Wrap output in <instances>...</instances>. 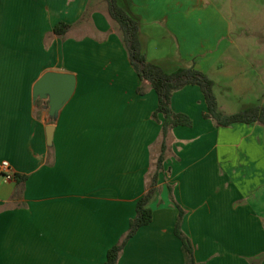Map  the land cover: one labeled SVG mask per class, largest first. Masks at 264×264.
I'll use <instances>...</instances> for the list:
<instances>
[{
    "label": "crops",
    "instance_id": "0c3cea01",
    "mask_svg": "<svg viewBox=\"0 0 264 264\" xmlns=\"http://www.w3.org/2000/svg\"><path fill=\"white\" fill-rule=\"evenodd\" d=\"M119 2L139 22L148 61L167 72L214 66L207 61L221 52L228 16L212 1ZM61 21L72 24L64 39L54 34ZM50 72L76 78L56 112L48 93L35 92ZM141 85L106 0H0V162L27 177L5 182L0 173V264L105 263L136 217L162 144L157 93L141 95ZM172 108L193 127L173 129L153 221L118 264H185L175 203L197 264H264V130L224 132L260 123L218 128L203 118L198 86L175 92Z\"/></svg>",
    "mask_w": 264,
    "mask_h": 264
},
{
    "label": "trees",
    "instance_id": "16d2710c",
    "mask_svg": "<svg viewBox=\"0 0 264 264\" xmlns=\"http://www.w3.org/2000/svg\"><path fill=\"white\" fill-rule=\"evenodd\" d=\"M106 1L109 15L128 52L130 63L142 82L137 91L144 95L148 89L155 90L158 96V108L153 113V118L158 121L159 114L164 117L160 153L154 162L153 173L147 182L146 192L137 202L136 217L131 220L127 234L107 252L104 264H118L128 241L137 234L139 229L153 221V209L150 203L159 190L160 174L164 171V162L170 149L169 140L172 138L173 129L179 126L191 128L194 124L188 114L177 113L173 110L172 98L175 92L190 85L198 86L207 104V111L203 113V118L213 120L218 128H227L240 123L249 125L256 122L264 126V104L248 106L236 113H223L219 110V103L214 91L215 82L206 73L197 69L196 66L180 67L173 72H167L160 65L148 61L140 40L139 22L127 12L119 0ZM71 28L72 24L61 21L55 26L54 34L64 39ZM15 179L25 181L27 177L15 174ZM175 204L179 215L174 233L182 242L185 264H197L193 242L182 230L185 210L179 204Z\"/></svg>",
    "mask_w": 264,
    "mask_h": 264
},
{
    "label": "rangeland",
    "instance_id": "374dc122",
    "mask_svg": "<svg viewBox=\"0 0 264 264\" xmlns=\"http://www.w3.org/2000/svg\"><path fill=\"white\" fill-rule=\"evenodd\" d=\"M97 0H94L96 2ZM212 8L221 9L228 16L226 32L219 40L221 52L206 73L216 84L214 91L223 113H236L255 103H264V0H210ZM215 8V9H216ZM92 9L89 7L87 14ZM204 29V28H203ZM202 29V30H203ZM212 39L213 34H205ZM213 63V62H212ZM252 80V83H251ZM255 85V86H254ZM259 92V93H257ZM257 105V104H255ZM251 106V105H250ZM249 130L250 133L247 131ZM263 126L247 130L238 127L224 131L234 138L262 137ZM220 132V131H219ZM247 133V134H246ZM169 140V145L173 143ZM171 151V150H170Z\"/></svg>",
    "mask_w": 264,
    "mask_h": 264
},
{
    "label": "water",
    "instance_id": "95a60500",
    "mask_svg": "<svg viewBox=\"0 0 264 264\" xmlns=\"http://www.w3.org/2000/svg\"><path fill=\"white\" fill-rule=\"evenodd\" d=\"M75 85L76 78L72 74L50 72L36 84L35 92L48 93L52 109L56 112L74 94ZM48 140L51 144L52 132L48 134Z\"/></svg>",
    "mask_w": 264,
    "mask_h": 264
},
{
    "label": "built area",
    "instance_id": "2783aa9c",
    "mask_svg": "<svg viewBox=\"0 0 264 264\" xmlns=\"http://www.w3.org/2000/svg\"><path fill=\"white\" fill-rule=\"evenodd\" d=\"M0 173L5 182L15 178V173L11 164L6 160L0 162Z\"/></svg>",
    "mask_w": 264,
    "mask_h": 264
}]
</instances>
